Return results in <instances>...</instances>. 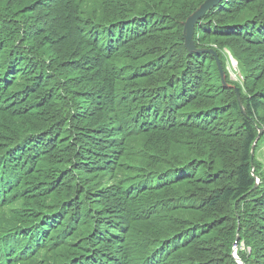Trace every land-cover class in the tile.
Segmentation results:
<instances>
[{"label": "trees", "instance_id": "obj_1", "mask_svg": "<svg viewBox=\"0 0 264 264\" xmlns=\"http://www.w3.org/2000/svg\"><path fill=\"white\" fill-rule=\"evenodd\" d=\"M205 1L0 0V264H264V0Z\"/></svg>", "mask_w": 264, "mask_h": 264}, {"label": "water", "instance_id": "obj_2", "mask_svg": "<svg viewBox=\"0 0 264 264\" xmlns=\"http://www.w3.org/2000/svg\"><path fill=\"white\" fill-rule=\"evenodd\" d=\"M221 2H222V0H206L192 15H190L188 17V19L184 23L185 46L190 52H210V53H213L212 51H202V50L196 49L195 42H194L195 27L204 15H206L209 11H211L212 9H214L215 7L220 5ZM232 59H233V57H232ZM233 65H234V63H233ZM219 67H220L222 74H224L222 66L220 63H219ZM237 94H238V99H239L240 105L242 106L241 96H240V92L238 89H237ZM262 134H263V129L260 130V134H259L257 140L255 141L254 145H253V148H252V155L253 156L255 155L257 142H258V140ZM258 184H259V179H258ZM233 257L236 259V261L239 264H244L238 256L237 244L234 247Z\"/></svg>", "mask_w": 264, "mask_h": 264}, {"label": "rangeland", "instance_id": "obj_3", "mask_svg": "<svg viewBox=\"0 0 264 264\" xmlns=\"http://www.w3.org/2000/svg\"><path fill=\"white\" fill-rule=\"evenodd\" d=\"M228 55H230V53L228 52ZM230 61H231V68L229 67V69H231V76H232V79L233 80H237V74H239V67H238V62H237V60H235L234 58V60L232 59V56L230 55ZM233 63H234V65H233ZM260 159L262 160V161H264V147H262V150L260 151ZM259 183H260V180H259Z\"/></svg>", "mask_w": 264, "mask_h": 264}]
</instances>
